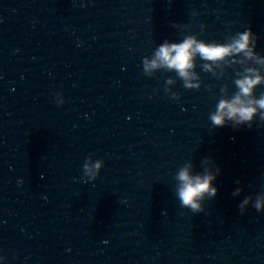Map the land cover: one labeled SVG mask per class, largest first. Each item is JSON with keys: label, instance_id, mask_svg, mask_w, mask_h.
Returning <instances> with one entry per match:
<instances>
[{"label": "clouds", "instance_id": "9594fccd", "mask_svg": "<svg viewBox=\"0 0 264 264\" xmlns=\"http://www.w3.org/2000/svg\"><path fill=\"white\" fill-rule=\"evenodd\" d=\"M191 15L196 16L198 13L193 11ZM177 26L179 25L172 23V27ZM199 27L200 30H204L205 25L200 24ZM256 44L257 37L250 28L234 31L224 39L212 40L201 39L194 32L188 33L179 41L165 39L153 50L150 57H142V71L146 76H150L154 70L164 68L175 72L176 76L182 80L184 88L196 89L200 87L199 75L194 70L197 59L202 62L200 64L202 70L213 74L217 68L222 72L225 67L233 68L235 91L230 96L221 95L216 102L215 110L208 114V120L212 126L216 127L231 125L233 128L240 126L251 128L253 123L264 124V93L258 97L253 95L255 88L264 83V73L258 67L264 66V54L256 50ZM173 83L170 77L167 78L164 91L170 92L169 98L175 100L178 94L171 92L167 87ZM220 91L226 92V86H222ZM55 102L58 107L64 104L62 93L55 94ZM204 159L207 160L208 157ZM103 166V159L87 158L81 167V180L94 182ZM219 171L217 167L215 172L206 168L202 173H192L188 166L181 168L176 175L178 181L176 197L179 205L190 209L193 213L202 211L201 201L205 199V196L212 198L217 193L213 182ZM20 182V180L17 181L18 184ZM235 183L239 184V179ZM240 191V187H236L232 195L236 196ZM250 201L251 207L257 212L264 211V197L257 196L255 200H251L250 197L245 196L238 205L241 214L247 210ZM5 261L6 257L0 255V264H5Z\"/></svg>", "mask_w": 264, "mask_h": 264}]
</instances>
